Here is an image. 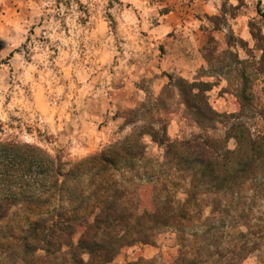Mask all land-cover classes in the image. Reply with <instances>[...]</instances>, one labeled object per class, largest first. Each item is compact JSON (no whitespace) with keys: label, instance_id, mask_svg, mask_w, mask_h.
Masks as SVG:
<instances>
[{"label":"trees","instance_id":"1","mask_svg":"<svg viewBox=\"0 0 264 264\" xmlns=\"http://www.w3.org/2000/svg\"><path fill=\"white\" fill-rule=\"evenodd\" d=\"M241 78L235 113L211 106L213 83L175 79L197 128L188 137L170 139L159 119L138 125L152 106L129 110V134L73 163L0 139V264H110L162 236L168 259L128 264H264V103L248 108L257 97ZM145 137L162 156L147 155Z\"/></svg>","mask_w":264,"mask_h":264},{"label":"rangeland","instance_id":"2","mask_svg":"<svg viewBox=\"0 0 264 264\" xmlns=\"http://www.w3.org/2000/svg\"><path fill=\"white\" fill-rule=\"evenodd\" d=\"M211 1L217 15L200 13L210 44L201 51L204 63L193 79L213 83L208 101L218 112L238 111L241 72L247 77V93L257 97L248 108L259 100L264 103V0ZM37 2L39 15L12 46L10 56V48H2L0 139L35 145L73 163L129 134L131 127L124 122L131 109L159 107L160 111L140 117L138 125L159 119L170 139L196 131L175 84L180 76L169 75L155 94L153 84L159 75L155 62L150 61L149 73L140 78L135 74L139 41L130 33L141 19L138 12H164L171 7L157 6L158 0H143L142 9L118 0ZM126 10L131 14H124ZM145 17L156 20L153 14ZM223 132L217 124L216 134ZM144 142L148 156H162L163 148L149 137ZM228 145L233 148L235 143L230 140ZM171 253V242L162 236L156 245L123 248L110 264L168 259ZM248 264H259V258L251 257Z\"/></svg>","mask_w":264,"mask_h":264},{"label":"crops","instance_id":"3","mask_svg":"<svg viewBox=\"0 0 264 264\" xmlns=\"http://www.w3.org/2000/svg\"><path fill=\"white\" fill-rule=\"evenodd\" d=\"M37 1L0 0V61L2 48L9 47L10 56L13 51L12 46L24 37L23 33L29 22L39 15L41 6ZM118 1L142 9L143 0ZM156 4L171 7V9L164 12L151 10L140 13L139 11L141 19L135 27H132L134 34L131 31L129 35L139 41L135 74L140 78L144 76V73H149L148 67L153 60L155 72L159 74L153 84V92L158 94L167 84L168 76L171 74L186 80H194L193 74L204 63L201 51L207 45L209 37L208 31L201 25L200 13L216 16L217 7L211 0H158ZM124 14L131 13L126 10ZM146 14L155 15L156 20L149 21V18L145 17ZM136 31H139L141 37L139 33L136 34ZM11 59L12 57L9 60ZM130 84L133 83L130 82Z\"/></svg>","mask_w":264,"mask_h":264}]
</instances>
